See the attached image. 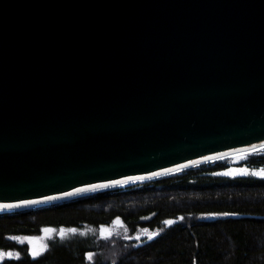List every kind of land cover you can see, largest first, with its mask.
Listing matches in <instances>:
<instances>
[{"label": "water", "instance_id": "1", "mask_svg": "<svg viewBox=\"0 0 264 264\" xmlns=\"http://www.w3.org/2000/svg\"><path fill=\"white\" fill-rule=\"evenodd\" d=\"M262 145L264 0H0V205L121 181L0 215Z\"/></svg>", "mask_w": 264, "mask_h": 264}, {"label": "trees", "instance_id": "2", "mask_svg": "<svg viewBox=\"0 0 264 264\" xmlns=\"http://www.w3.org/2000/svg\"><path fill=\"white\" fill-rule=\"evenodd\" d=\"M260 156L239 162L257 164ZM234 163L2 214L0 252L13 255L0 264H264V179L213 176ZM44 228L55 231L45 238ZM61 229L76 231L62 239ZM11 237L46 247L33 258L32 244Z\"/></svg>", "mask_w": 264, "mask_h": 264}, {"label": "snow or ice", "instance_id": "3", "mask_svg": "<svg viewBox=\"0 0 264 264\" xmlns=\"http://www.w3.org/2000/svg\"><path fill=\"white\" fill-rule=\"evenodd\" d=\"M261 147H264V145H262ZM253 148H255V146H253ZM245 153L247 152V149L243 150ZM207 159V157H206ZM184 167V166H181ZM170 171V170H165V172ZM153 175H159V173H153ZM215 175H222V176H235V175H253V176H261L264 177V169H261L259 172H249L248 169H240L238 171H228V172H221V173H215ZM128 179H142V177H129ZM121 183V181H110L109 183L106 184H90L88 187H84V188H75L72 192H64L62 194V196H49L46 194L41 195L42 198L41 199H19L18 203H14V204H3L0 205V209H4V210H10V209H19V208H28V207H32L35 205H41V204H46V203H50L59 199H62L64 197H71L74 195H79L81 193L84 192H93L96 191L97 189H101V188H108V187H112L116 184ZM221 215L223 216H229L232 215L231 213H222ZM165 224H170L172 223L171 221H165ZM42 231L45 233V238H47L48 234L54 232V229L51 228H44L42 229ZM72 232L74 233L76 230L75 229H61L60 230V237L63 239L64 238V234L65 232ZM152 237L150 236L149 239H151ZM11 239L14 240H19V241H24L27 240L29 244H32L33 246L29 249V255H31L33 258H36L37 256H39L41 254V251L46 247L43 244H40L38 247L35 244V238L32 237H11ZM13 254L12 253H4V252H0V258L4 257V256H9L11 257Z\"/></svg>", "mask_w": 264, "mask_h": 264}, {"label": "flooded vegetation", "instance_id": "4", "mask_svg": "<svg viewBox=\"0 0 264 264\" xmlns=\"http://www.w3.org/2000/svg\"><path fill=\"white\" fill-rule=\"evenodd\" d=\"M264 151V149H263ZM262 156H260L259 162L257 164H250V163H243V164H226L222 170L229 169L232 167L240 169H248V171L251 172H259L261 169H264V152H261ZM221 170V171H222ZM238 176V175H235ZM253 176V175H248ZM260 178L264 179V177L259 176Z\"/></svg>", "mask_w": 264, "mask_h": 264}, {"label": "rangeland", "instance_id": "5", "mask_svg": "<svg viewBox=\"0 0 264 264\" xmlns=\"http://www.w3.org/2000/svg\"><path fill=\"white\" fill-rule=\"evenodd\" d=\"M261 152H264L263 151V149L262 150H259V151H257V152H255V153H253V154H259V153H261ZM251 155V154H250ZM247 156V155H246ZM245 158V156H242V157H238V158H234V159H230V160H227V161H229V162H235L234 164H240V162L239 161H241L242 159H244Z\"/></svg>", "mask_w": 264, "mask_h": 264}]
</instances>
